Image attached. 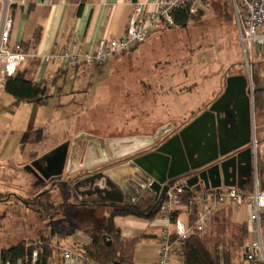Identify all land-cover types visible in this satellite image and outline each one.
<instances>
[{"label": "rangeland", "instance_id": "374dc122", "mask_svg": "<svg viewBox=\"0 0 264 264\" xmlns=\"http://www.w3.org/2000/svg\"><path fill=\"white\" fill-rule=\"evenodd\" d=\"M204 6L185 26L154 30L146 41L137 46L131 57L122 54L113 60L112 66L109 65L112 59H109L99 68L86 66L78 72L69 69L65 77H59L57 85L59 94L64 96L71 92L67 97L54 94L57 92L55 85L47 102L38 104V109L34 110L32 102L13 101L6 94L5 98H10V101L4 103L14 104V114L2 118L6 124L0 126V147H6L3 156L11 157L18 139L24 142L26 155L36 156L20 166L11 165L9 158L0 159V247H8L23 239H36L44 221L22 199L32 198L45 187L50 188L55 181L64 184L72 176L66 174L68 160L65 163L58 157L57 142L67 139L71 147L75 137L85 131L104 137L124 138L150 134L171 122L178 126L196 114L205 99L215 95L226 72L233 75L247 73L248 88H253L251 63L257 58L245 63L231 0H207ZM261 50L264 52V45ZM171 80L174 82L170 83ZM182 80H187L188 84H183L187 86H183L187 91L182 96L184 100H172L178 95L175 94L177 88L171 84ZM1 92L4 93L3 90ZM255 121L252 122V146L259 178L258 159L264 140H260L263 135L259 130V118L256 117ZM10 129L13 135L9 133ZM129 157L132 156L111 161V164H120ZM107 165L110 163L102 167ZM50 176H53L51 180ZM59 185L52 189V199L56 203L61 199ZM65 191L69 197L74 195L71 187ZM8 192L15 195L7 199L10 197ZM146 193L147 189L143 191L144 198ZM237 210L236 219L242 221L247 216V209L240 206ZM101 218L94 214L92 206L71 204L60 208L53 221L69 229H83L87 223H94L93 227L100 229L102 224L96 223ZM211 220L201 233L210 240L213 238ZM228 230L227 237L236 231L231 226ZM247 240L245 235L236 247L234 261L244 262L241 251ZM136 252L137 256L143 253L139 244Z\"/></svg>", "mask_w": 264, "mask_h": 264}, {"label": "water", "instance_id": "95a60500", "mask_svg": "<svg viewBox=\"0 0 264 264\" xmlns=\"http://www.w3.org/2000/svg\"><path fill=\"white\" fill-rule=\"evenodd\" d=\"M248 84L247 73L228 75L223 93L166 138L173 130L171 124L146 136L103 139L80 134L73 140L70 158L75 144L81 143L78 159L82 164L68 173H84L62 185L72 181L70 187L80 200L112 207L135 205L144 199L145 189L153 193L155 207L172 181L182 179L186 191L199 185L206 189L224 186L246 190L254 177L255 159L251 142L253 91ZM126 156L132 157L111 164ZM132 211L142 218L152 212Z\"/></svg>", "mask_w": 264, "mask_h": 264}, {"label": "crops", "instance_id": "0c3cea01", "mask_svg": "<svg viewBox=\"0 0 264 264\" xmlns=\"http://www.w3.org/2000/svg\"><path fill=\"white\" fill-rule=\"evenodd\" d=\"M154 1L155 0H27V3L24 6H9L5 0H0V31L5 15L10 12V15L13 19V25L10 33V42L21 44L23 43L24 45H27L25 46L27 49L26 52L29 54V57L26 59V61L19 66L18 71L30 77L35 83L45 80L48 84L50 83V80L53 79V77H56L57 82L55 89L57 92L54 94L59 95V97H67L68 95H71V92L68 95L66 94L64 96L58 93V89H60L57 86L59 77H65V73L69 69H74L76 72H78L82 67L88 66L89 68L93 69L95 67L99 68L102 65L92 66L80 62L74 66H69L65 69H61L56 61L50 60L48 62H44L42 57L44 55L51 54L59 46H67L71 43L76 44L77 49L80 51V53L94 51L101 40L119 38L125 34L129 16L137 2H145L148 7H151L152 2ZM8 8L9 11H7ZM37 31L38 40L34 42L33 36ZM137 46L132 48L129 52L123 54V56L131 57L133 55L132 53L137 50ZM261 54L262 56H257L254 52L252 54V59H264V52L262 50ZM115 59L116 58H112V61L109 65L112 66L113 60ZM224 74L225 77L223 78V80L220 79L217 88L218 90L216 91L215 95L211 99H205L204 105L196 114H193L185 122L178 126H175L173 122L167 123L173 126V130H171L170 132L183 128L196 116L206 110L211 105V103L223 93L226 77L228 75H233L228 74L227 72ZM210 77L212 76L210 75ZM186 81L187 80L183 82L182 80L181 82L171 84V87L177 88L175 90V94L178 95L172 100L180 101L183 99L182 96L187 93V91L183 90L184 87H187L186 85H183L187 84ZM173 82L174 80H171L170 83ZM188 88L190 89L191 87L189 86ZM1 91L0 101H3V103L0 102V126L6 125L5 123H3L2 118L4 119L6 118V115L10 116L11 114H14V110L12 109V106L14 104L9 106L4 103V101H10V98H5L7 93L3 90L4 93L2 94ZM190 91L192 92V90ZM10 97L13 99V101L15 100L12 96ZM250 97L253 107V92L250 94ZM32 103L33 109L37 110L38 104L35 102ZM256 117H258L260 120L259 130L263 135L261 136L260 140H264V111L259 115H255L253 107L252 122L255 121ZM159 128H157L150 134L137 136L153 135ZM12 132L13 131L10 129L9 133L11 135H13ZM170 132L166 135V137L171 134ZM84 133L96 138H110L109 136L104 137L88 131H85ZM252 136L253 133L251 128V142ZM77 145L78 143L75 144L70 158V142L67 139H64L62 142L56 143L55 147L58 148L59 151L58 157L64 159L65 163H67V160H69L70 158V161L67 164V167L69 168L68 171H73L74 168L82 164V160L78 159L77 151L79 150V147ZM49 148H52L51 145H49ZM3 150L6 151V147H0V159L4 157ZM24 150V142L21 141V139H18L15 141V147L13 148L11 157L6 156L4 158H9L11 161L10 163L13 166L27 164L36 155L31 158V154L26 155ZM73 154L75 155V157L77 156L75 161H72L74 157ZM259 157V178L257 176V179H259L260 187L264 188V148L261 149ZM90 161L93 162L94 159H91ZM60 171H62V169H60ZM68 171H66L67 175L79 173H68ZM52 178L53 176H50L49 180H51ZM251 187L252 181L251 184L247 185L246 191H249ZM44 189H46V187ZM7 195L14 196L15 194L13 195V193L8 192ZM86 206H92L94 209V214L96 216L102 217L101 221L96 224H102L103 226L106 219L105 216L110 213L112 206L93 201H91V203ZM230 207L231 212L229 213V215L232 222H246L247 216L242 221H237L236 219V214L238 211L237 209L240 207ZM175 214V217L184 222L188 218L183 206L177 208ZM114 223L119 228L121 237L123 239L138 238L134 249L132 264H156L158 258V235L162 228H164L166 225V222L160 216L157 215L152 219H146L135 215L116 216L114 217ZM85 226L86 227L83 229H73L72 227L69 229L67 228V226H65L66 233L64 237H62V239H60L59 241L53 239L58 243H54V249L50 257L48 258L47 264H80L74 258H64L62 255V251L69 250L71 253H81L83 248L90 243V237L85 233V230L88 228L98 230L93 227L95 226L94 223H87ZM45 234H48V230L45 231ZM262 241L264 243V234L262 235ZM138 244L140 245V247H142L143 250L141 256H137L136 250ZM171 264H182V257L178 255L176 251L174 253Z\"/></svg>", "mask_w": 264, "mask_h": 264}, {"label": "built area", "instance_id": "2783aa9c", "mask_svg": "<svg viewBox=\"0 0 264 264\" xmlns=\"http://www.w3.org/2000/svg\"><path fill=\"white\" fill-rule=\"evenodd\" d=\"M9 6H24L27 0H5ZM207 0H155L151 7L145 2H137L127 23L122 37L101 40L94 51L83 52L75 43L57 47L51 54L44 55L43 61H56L61 69L74 66L80 62L92 66H100L114 56L129 52L143 43L158 28L175 26L174 13L185 11L188 15H196L204 7ZM234 19L238 31L239 43L249 64L252 54L262 56L264 45V0H231ZM9 11V8L7 9ZM13 19L10 12L5 15L0 31V91L4 89L6 79L13 76L19 66L29 57L22 51L20 43L10 42ZM250 59V60H249ZM252 92L253 89L250 88ZM184 180L172 183L164 198L157 203L158 216L166 225L158 235V258L156 264H171L175 247L191 234L204 230L213 215L224 206L247 209V237L242 248V257L246 264H264V188L260 187L254 166V177L250 191L236 187L204 188L192 187L184 190ZM184 193H187L185 198ZM183 206L187 215L184 222L171 214ZM36 250L32 251L33 262ZM64 258H74L80 264H90L81 252L71 253L63 250ZM100 264V263H93ZM107 264H114L113 262Z\"/></svg>", "mask_w": 264, "mask_h": 264}, {"label": "trees", "instance_id": "16d2710c", "mask_svg": "<svg viewBox=\"0 0 264 264\" xmlns=\"http://www.w3.org/2000/svg\"><path fill=\"white\" fill-rule=\"evenodd\" d=\"M201 12V11H200ZM199 14V13H198ZM196 15H188L185 11L174 13L175 26H185L187 22ZM38 40V31L34 33L33 41ZM22 51L26 52L27 45L20 43ZM125 54V53H124ZM122 55V54H121ZM120 55L112 58H117ZM111 58V59H112ZM252 65V83H253V107L255 115L264 111V59L257 58ZM57 78L53 77L50 83L45 80L35 83L30 77L22 72H17L6 79L4 91L12 96L17 102H35L39 105L45 104L51 94V89L56 85ZM60 189L61 199L58 203L52 199V189ZM67 185L55 181L53 186L46 188L43 193H38L29 199H22L28 204V207L34 208L44 221V225L37 231V238L34 240H19L8 247H0L1 264H47L48 258L53 252L54 241H59L66 233L65 226L53 221L54 215L60 208L67 205L86 206L91 202L80 200L75 195H70L67 191ZM150 192V191H149ZM186 198L187 193H184ZM8 197L7 199H10ZM72 198L73 200H70ZM144 213L152 210L146 219H152L158 215L157 205L154 206V196L149 193L144 198ZM128 206L112 207L110 213L105 219L103 226L98 229H86L85 233L90 237V243L81 251L89 260L90 264L100 263L107 264H132L133 254L138 238L123 239L119 228L114 223V217L135 215L138 213L128 209ZM230 206H224L218 210L212 217L213 238L210 240L204 237L200 232L191 234L186 240H183L175 251L182 257V264H246L245 261L238 263L233 260L235 249L247 235L246 222H232L229 213ZM175 212L171 214V219L175 218ZM234 233L227 237L230 226ZM48 230V234L45 231ZM228 230V231H227ZM233 232V231H231ZM234 246V248H233ZM36 250V259L33 262L32 251Z\"/></svg>", "mask_w": 264, "mask_h": 264}, {"label": "flooded vegetation", "instance_id": "af4514ba", "mask_svg": "<svg viewBox=\"0 0 264 264\" xmlns=\"http://www.w3.org/2000/svg\"><path fill=\"white\" fill-rule=\"evenodd\" d=\"M178 130H174V131H172V132H170L171 134L170 135H172V134H174L175 132H177ZM79 148H80V146H81V143H78V145H77ZM141 153V152H140ZM139 154V153H138ZM73 160L72 161H75L76 160V158H77V156L75 157V155L73 154ZM80 173V172H79ZM81 173H84V170L83 171H81ZM76 176V174H72V176H70V178H74ZM72 183V181L70 182V183H68L67 184V188L69 189L70 188V184ZM149 193H152V192H149L148 190H147V196L149 195ZM153 194V193H152ZM146 196V197H147ZM145 200L143 199V200H140V201H137V203L134 205H125V206H128L130 209H132V210H137V211H141L142 209H144V205H145Z\"/></svg>", "mask_w": 264, "mask_h": 264}]
</instances>
